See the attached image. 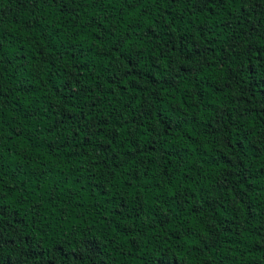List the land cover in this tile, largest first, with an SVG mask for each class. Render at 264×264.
I'll return each instance as SVG.
<instances>
[{
    "label": "trees",
    "instance_id": "obj_1",
    "mask_svg": "<svg viewBox=\"0 0 264 264\" xmlns=\"http://www.w3.org/2000/svg\"><path fill=\"white\" fill-rule=\"evenodd\" d=\"M0 264H264V0H0Z\"/></svg>",
    "mask_w": 264,
    "mask_h": 264
},
{
    "label": "snow or ice",
    "instance_id": "obj_2",
    "mask_svg": "<svg viewBox=\"0 0 264 264\" xmlns=\"http://www.w3.org/2000/svg\"><path fill=\"white\" fill-rule=\"evenodd\" d=\"M208 2H209V3H211V2H212V0H208Z\"/></svg>",
    "mask_w": 264,
    "mask_h": 264
}]
</instances>
